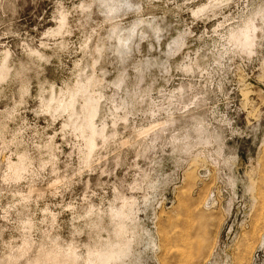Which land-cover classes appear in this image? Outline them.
Wrapping results in <instances>:
<instances>
[{
	"label": "rangeland",
	"instance_id": "1",
	"mask_svg": "<svg viewBox=\"0 0 264 264\" xmlns=\"http://www.w3.org/2000/svg\"><path fill=\"white\" fill-rule=\"evenodd\" d=\"M177 3L184 0H0V264H264V136L252 134L264 129L260 32L254 49L213 77L214 103L204 97L232 129L228 148L237 163L230 172L218 175L215 165L193 156L147 195L119 190L117 177L134 183L127 168H98L94 146L69 167L70 148L54 135L64 124L54 119L57 102L106 65L124 64L139 51L176 59L192 39L183 27L165 39L181 15L191 18L175 14ZM207 3L186 6L195 11ZM146 23L160 27L163 46ZM213 25L209 15L206 27ZM157 59L145 55L138 67L151 71ZM183 67L165 61L158 70L175 81ZM189 71L181 77L191 80ZM188 97L162 86L139 103L119 105L109 123L128 146L123 151L146 137L150 159L168 117Z\"/></svg>",
	"mask_w": 264,
	"mask_h": 264
},
{
	"label": "clouds",
	"instance_id": "2",
	"mask_svg": "<svg viewBox=\"0 0 264 264\" xmlns=\"http://www.w3.org/2000/svg\"><path fill=\"white\" fill-rule=\"evenodd\" d=\"M188 3L190 0L173 5L176 15L191 12V18L181 15L180 21L169 29V35L165 38L171 40V33L181 27L184 36L192 37L191 42L176 52V59L156 52L146 54L139 51L124 64L114 62L110 66L106 65L96 78L86 79L69 89L64 94L67 99L57 102L54 119H63L64 124L60 133L54 135H61L63 142L70 148L65 156L69 167L74 165V157L83 158L88 154L87 150L94 146L92 160L98 168H106L111 173L118 164L128 169L134 183L128 185L126 179L122 181L117 177L115 183L119 190L144 195L150 191V185L163 179L164 174H171L177 162L183 160L186 164L193 156L204 160L209 166L215 165L218 175L230 172L235 167L236 154L228 148L232 129L212 111L214 92L211 85L215 74L246 54L244 49L252 50L257 46L259 42L255 39V33L260 32V40L264 41V0H260L259 8L251 0H208L204 8L195 11L186 6ZM123 7L128 9L130 4L125 3ZM136 7L131 6L132 10ZM204 9H207L214 22L211 29L206 27L209 15L203 14ZM145 27L154 33V42L160 40L163 35L160 27L150 23H146ZM192 27H196L200 33L198 36L192 32ZM160 43L163 46L165 41L160 40ZM145 55L158 57L157 61L150 64L151 71L148 70L149 66H145L143 71L138 67ZM165 61H170L173 66L183 64V69L177 70L175 81L170 78L165 80L158 70ZM188 70H191L188 72L192 76L191 80L180 75L181 71ZM197 73L199 80L195 76ZM106 77L115 79L110 82ZM178 83L183 87H179ZM162 86L175 87L177 93L189 94L190 102L181 103L174 109L175 116L168 117L166 129L152 146L150 159L143 152V145L151 143L146 137H136L132 145L134 150L125 153L123 148L128 146H122L120 141L123 137L109 123L117 107L125 101L135 100L139 103L137 97L141 94L147 99L149 94ZM204 97H208L212 103L205 106ZM252 134L264 136V129H257ZM109 157L112 159L109 160ZM149 174H153L151 179ZM221 179L225 177L221 176Z\"/></svg>",
	"mask_w": 264,
	"mask_h": 264
}]
</instances>
